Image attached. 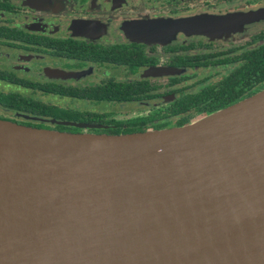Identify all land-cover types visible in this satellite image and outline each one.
<instances>
[{
    "label": "water",
    "instance_id": "water-1",
    "mask_svg": "<svg viewBox=\"0 0 264 264\" xmlns=\"http://www.w3.org/2000/svg\"><path fill=\"white\" fill-rule=\"evenodd\" d=\"M0 264H264V90L141 133L0 119Z\"/></svg>",
    "mask_w": 264,
    "mask_h": 264
},
{
    "label": "flooded vegetation",
    "instance_id": "flooded-vegetation-1",
    "mask_svg": "<svg viewBox=\"0 0 264 264\" xmlns=\"http://www.w3.org/2000/svg\"><path fill=\"white\" fill-rule=\"evenodd\" d=\"M263 90L264 0H0L3 120L141 133Z\"/></svg>",
    "mask_w": 264,
    "mask_h": 264
},
{
    "label": "trees",
    "instance_id": "trees-1",
    "mask_svg": "<svg viewBox=\"0 0 264 264\" xmlns=\"http://www.w3.org/2000/svg\"><path fill=\"white\" fill-rule=\"evenodd\" d=\"M21 101H22L23 105H24L26 108H28V109H30V108H32V107H37V106H36L37 104L40 105L39 103H36V102H33V101H29V100H27V99H23V98H21ZM0 102H2V103H9V98H8V96H7V95H0ZM27 104L32 105V106H29V105H27ZM0 119H2V118L0 117Z\"/></svg>",
    "mask_w": 264,
    "mask_h": 264
}]
</instances>
